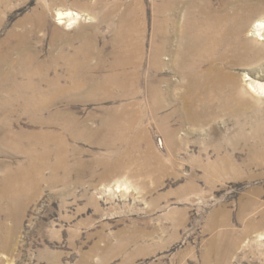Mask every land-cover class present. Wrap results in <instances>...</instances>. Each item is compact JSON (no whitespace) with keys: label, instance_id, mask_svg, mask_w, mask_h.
I'll return each mask as SVG.
<instances>
[{"label":"rangeland","instance_id":"1","mask_svg":"<svg viewBox=\"0 0 264 264\" xmlns=\"http://www.w3.org/2000/svg\"><path fill=\"white\" fill-rule=\"evenodd\" d=\"M103 1L0 0V264H264V96L246 89L241 108L215 96L208 116L185 101L170 64L177 32L160 53L169 64L151 65L153 0H142L139 76L124 93L113 31L132 0L109 19L115 0ZM251 2L249 27L264 17V0ZM210 3L220 13L226 0ZM199 4L181 11L195 17ZM220 65L241 84L245 73L264 82V52ZM41 131L53 151L25 180Z\"/></svg>","mask_w":264,"mask_h":264},{"label":"bare ground","instance_id":"2","mask_svg":"<svg viewBox=\"0 0 264 264\" xmlns=\"http://www.w3.org/2000/svg\"><path fill=\"white\" fill-rule=\"evenodd\" d=\"M193 2L202 3L199 4V18L198 15L193 17V15H185L181 11V7L186 4V0L160 2L153 0V38L157 41L153 47L151 60L154 69L159 70L169 64L162 61L160 53L164 51L165 46L169 43L170 33L177 32L179 46L175 55H173L175 57L172 60L175 62L171 61L170 64L177 65L187 79L185 101L193 102L194 105L196 100H201L203 107L209 111L206 114L208 116L215 96L222 102L235 101L236 106L240 108L247 104L246 89H249L255 95L264 96V82L255 81L249 74L245 73L242 76L244 83L241 84L238 77L225 70V66L220 65L221 63L246 65L264 52L263 45V47L259 45L253 48V42L250 38L264 40V17L258 18L256 23L249 27V22L258 6L254 5L251 0H226L223 12L219 13L212 7L210 0H193ZM256 2H259V0H256ZM103 3V0H95L94 2L95 5ZM122 3V0H115L109 4L106 17L109 19L112 15V9ZM142 9V0H132L131 3L126 4V9L123 13H120L116 29L113 31L116 40L120 41L121 46L118 48L123 52L122 56L124 57L121 61V66H123L122 85L126 83V86L122 90L129 95L135 92V83L139 76L138 68L141 63L142 47L139 38L143 33ZM56 14L60 22H63L62 18L65 17L68 18L67 20H71V23L78 22V18L81 17L80 13L74 11H57ZM185 18L186 20L182 22ZM246 33L247 35L244 36ZM5 75L7 76L6 73ZM32 109L34 111V108ZM39 109H42V107H38ZM128 118L129 122H125L126 128H129L130 124L136 120L135 117ZM67 119L69 118L67 117ZM71 120L62 122V127L65 131L73 133L76 122ZM32 121L39 125L46 124L44 121H40L38 117H33ZM108 123L106 127H110L108 128L109 131L115 129L117 121L113 120L112 125ZM7 130L9 131V129ZM263 130L262 134L264 133ZM40 133H42V141L40 143L38 141L33 142V145L35 149H41L37 154L34 149L30 151L29 170L25 172V180L31 177L32 171L46 165L47 158L53 151L47 143L48 132L41 131ZM256 133L259 134L258 131ZM262 138L264 143V137ZM58 146L59 151L65 147L63 139H59ZM64 161L63 157L62 162ZM34 166L36 168L32 169ZM32 180H35L34 176H32Z\"/></svg>","mask_w":264,"mask_h":264}]
</instances>
